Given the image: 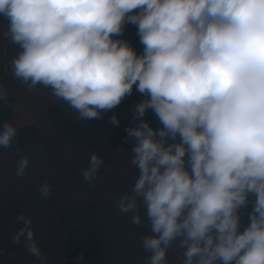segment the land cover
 <instances>
[{
    "label": "clouds",
    "instance_id": "clouds-1",
    "mask_svg": "<svg viewBox=\"0 0 264 264\" xmlns=\"http://www.w3.org/2000/svg\"><path fill=\"white\" fill-rule=\"evenodd\" d=\"M0 16L20 49L14 76L50 88L78 119L101 118L134 86L141 94L125 129L138 176L117 207L136 225L145 210V264H169L173 247L183 264H264V0H0ZM126 23L138 27L141 54L114 38ZM7 95L0 88V101ZM16 137L4 122L0 147ZM103 164L93 153L81 175L92 181ZM28 165L23 157L17 175ZM39 193L50 196V185Z\"/></svg>",
    "mask_w": 264,
    "mask_h": 264
},
{
    "label": "crops",
    "instance_id": "crops-1",
    "mask_svg": "<svg viewBox=\"0 0 264 264\" xmlns=\"http://www.w3.org/2000/svg\"><path fill=\"white\" fill-rule=\"evenodd\" d=\"M7 26V20L0 16V44L19 52L18 45L3 35ZM137 33V25L126 23L123 34L114 38L128 41L141 54L144 46ZM7 98H12L11 109L0 118V127L8 122L18 131L34 124L40 142L34 148L0 147V264H145L150 255L142 246V238L150 234L145 210L141 205L142 223L136 225L131 213H122L117 207L119 198L132 191L138 176L131 164L134 141L87 146L72 140L49 118L47 107L55 100L70 116L78 119V113L42 85H20ZM139 99L141 94L134 86L132 95L113 110L133 114L132 106ZM145 119L159 127L151 111ZM93 153L104 164L92 181H86L81 170L88 167ZM23 157L29 159V165L23 176H18V162ZM44 183L51 187L47 198L39 193ZM254 203L255 196L249 194L239 210L240 222L249 218ZM30 233L40 249L39 259L28 251ZM182 253L177 247L170 249L169 264H183Z\"/></svg>",
    "mask_w": 264,
    "mask_h": 264
},
{
    "label": "trees",
    "instance_id": "trees-1",
    "mask_svg": "<svg viewBox=\"0 0 264 264\" xmlns=\"http://www.w3.org/2000/svg\"><path fill=\"white\" fill-rule=\"evenodd\" d=\"M45 89L52 94L50 88ZM11 104L12 98L0 101V118L6 117L10 113ZM47 115L72 140L87 146H117L132 140L127 136L125 129L133 126L135 121L133 120V114L127 112L110 110L103 113L99 119L78 120L70 116L61 103L52 100L47 107ZM113 115H116L120 121L118 126L111 123L110 118ZM39 142L37 127L34 124H28L18 129L15 141L10 148L6 149L34 148L39 145ZM82 220L80 219L77 223L80 224ZM249 223L250 219L243 217L239 231L243 232Z\"/></svg>",
    "mask_w": 264,
    "mask_h": 264
},
{
    "label": "built area",
    "instance_id": "built-area-1",
    "mask_svg": "<svg viewBox=\"0 0 264 264\" xmlns=\"http://www.w3.org/2000/svg\"><path fill=\"white\" fill-rule=\"evenodd\" d=\"M18 51L8 44H0V88L7 91V97L20 85V79L13 74L12 61L18 55Z\"/></svg>",
    "mask_w": 264,
    "mask_h": 264
},
{
    "label": "water",
    "instance_id": "water-1",
    "mask_svg": "<svg viewBox=\"0 0 264 264\" xmlns=\"http://www.w3.org/2000/svg\"><path fill=\"white\" fill-rule=\"evenodd\" d=\"M73 255L75 258L77 257V250L75 251V253Z\"/></svg>",
    "mask_w": 264,
    "mask_h": 264
}]
</instances>
